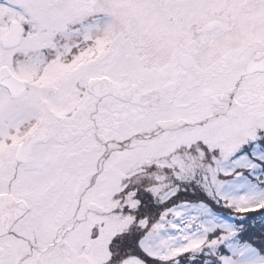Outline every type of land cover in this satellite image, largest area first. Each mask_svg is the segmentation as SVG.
<instances>
[{
	"label": "snow or ice",
	"instance_id": "snow-or-ice-1",
	"mask_svg": "<svg viewBox=\"0 0 264 264\" xmlns=\"http://www.w3.org/2000/svg\"><path fill=\"white\" fill-rule=\"evenodd\" d=\"M0 264H264V0H0Z\"/></svg>",
	"mask_w": 264,
	"mask_h": 264
}]
</instances>
